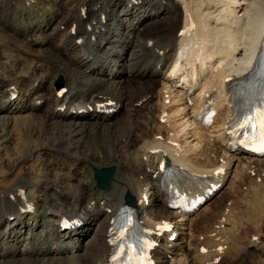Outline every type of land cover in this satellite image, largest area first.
Listing matches in <instances>:
<instances>
[{
  "label": "bare ground",
  "instance_id": "obj_1",
  "mask_svg": "<svg viewBox=\"0 0 264 264\" xmlns=\"http://www.w3.org/2000/svg\"><path fill=\"white\" fill-rule=\"evenodd\" d=\"M81 3L83 17L68 25L70 47L66 49L64 58L69 67L62 68L63 82L54 84L55 89H50L45 95L38 91L28 113L48 122L51 132L64 131L62 137L55 133L51 144L58 143L56 146L69 156L78 155L82 148L85 150L88 146L86 158H79L81 163L108 159L115 163L116 172L107 189L96 186L92 190L95 204L80 216L62 217L54 212L52 207L67 192L60 181L47 182V195L44 197L47 227L36 231L37 239L32 227L28 226L29 222L23 226L22 223L26 216L34 215L38 209L25 187L18 185L14 192L8 193L12 206L9 209L5 206L0 211L2 224L10 227L2 229L0 222V264H117L112 252V217L126 203L124 196L127 193L134 197V206L152 245L150 264H160L162 256L183 254L181 250L186 246L188 231H180L178 224H182L181 229L188 230V216L195 212L192 211L193 205L216 186L221 187L230 173L239 176V170L235 171L238 164L233 169L236 173L232 172L234 162L264 161L263 154L250 151V145L261 143L259 114L264 112V67L259 63L264 41V0H93L88 4ZM139 4L141 14L134 20L139 22L143 17L156 14L151 19L160 22L155 31L151 32L150 28L140 30L138 22L126 23L128 13L133 15L128 10ZM117 6L128 9L127 13H114ZM91 11L97 17L86 18V13ZM113 27L121 29L122 34H112L115 31ZM98 52L101 55L95 58ZM80 74L90 81V86L80 91L75 99L74 89L82 83ZM35 76L30 79L32 83L36 81ZM157 78L162 82L158 91L153 84ZM5 92L0 89V96L3 95L5 99L2 101L5 100L9 107L7 111L0 107V111L6 115L19 111L22 102L16 99L18 90ZM10 97L15 99L10 100ZM36 100H41L37 104H45L39 111ZM134 102L145 109V117L141 121L146 134L144 136L145 132L139 129L144 136L141 142L132 144L126 152L129 154L122 155L112 141L119 139L126 146L132 135L137 133L134 132L136 122L129 109ZM244 104L250 105L249 112L242 111ZM120 110L125 111L124 121L113 122ZM156 110L158 115L154 114ZM155 117L171 128L168 138L159 136L163 131L159 129L156 132L158 125L153 128L155 133L152 131ZM5 118L0 117L3 121ZM74 137L84 139L86 143L74 141ZM218 149L222 153L221 159H210ZM242 149L245 152L238 154L237 151ZM165 156L173 165L167 176L163 173ZM130 160L133 166H126ZM80 168L76 164L70 175L77 179ZM162 175L165 178L162 183L165 184L164 189L160 184ZM146 183H150L149 189L153 190L150 194L146 191ZM18 184H25V181ZM178 191L186 196V206H191V209L185 211L180 206L175 207V211L180 213L176 219L172 213L158 209L157 205H169L172 195ZM212 198L199 210L207 207ZM262 202L261 198L255 200V209L264 207ZM69 206L73 208L77 203ZM5 217H10L11 221L7 222ZM226 221L224 223L223 220L225 225ZM24 226L27 227L22 229ZM32 226L36 228V225ZM91 229L92 244L82 246V236ZM179 233H185V236ZM225 234H222L224 242L216 244L213 254L210 249L199 247L196 255L189 248L184 254L188 263L205 264L216 258L226 247L229 235ZM173 235L175 237L172 238ZM10 237L13 243L8 242ZM250 241L249 244L259 253L264 252V237L259 234ZM175 250L177 252H173ZM225 250L230 251L229 247Z\"/></svg>",
  "mask_w": 264,
  "mask_h": 264
},
{
  "label": "rangeland",
  "instance_id": "obj_2",
  "mask_svg": "<svg viewBox=\"0 0 264 264\" xmlns=\"http://www.w3.org/2000/svg\"><path fill=\"white\" fill-rule=\"evenodd\" d=\"M92 1L0 0V89L3 91L5 90V93L13 89L18 90V98L16 99L19 102H22V105L19 104L20 106L18 107L20 110L15 113H7L6 115L5 112L2 110L0 111V117H6L4 121L0 119V211L5 206H8V209L12 206L8 193L14 192L18 185H23V188L25 187V191L28 192L30 195L29 197L32 198L33 203L36 205L38 212L34 215L26 216L24 219L25 222L22 223V226L27 225L26 222H29L28 226L32 227L33 234L36 235V237H34L35 239L38 238L36 231L38 232V229L44 230L47 227L46 222L48 219H46L47 215H45L44 204V197L47 195L45 189L47 182L52 180L60 181V184L64 187L63 190L67 192L65 196L56 202L54 207H52L56 214H61L62 217L84 215V212L89 211L95 204V201L91 197L92 190L96 189L93 166L102 167L115 164L113 161L104 158H98L95 161H86L84 163L82 162V164L80 159L84 157L86 158L85 153L89 150L88 146L85 147V150L82 148L78 155L73 154L72 156H69L63 152L62 148L56 146L58 143L53 142L51 144V139L55 136L54 134L56 133L58 136L60 135L59 137H62L64 136L62 134L64 131L61 132L60 130H54L51 132L52 128L48 122L40 121L35 117H31L32 113H28V111H30L28 107L32 103L34 97L38 94V91L39 94L45 95V93H49L50 89H55L54 87L57 85V79L60 76L63 77L62 68L66 69L69 67L64 58L65 53H67L66 49L70 47L68 44V25L83 17L81 2L88 4ZM138 9H140V4L134 5L130 8L131 11L117 6L114 9V13L123 14L127 13L128 10L133 13V15L128 13L129 16L126 23L131 24L134 22V24H136L138 20L134 19H138L141 14V10ZM86 14L85 17L88 19L96 16L93 11L87 12ZM154 17H156V14H153V16L148 18L143 17L137 24L138 28L143 31L147 28H150L151 32L155 31V28L160 26V22L154 20L151 21ZM117 33L122 34V30L115 28V31H113L112 34ZM126 54L127 56L129 55V50L126 51ZM99 55H101V53H95V58ZM65 65L67 67H65ZM32 76H35V83H32L30 80ZM80 78L82 83L78 84L79 86H76L74 89L75 94L73 98L75 97V99L81 94L80 91L83 92L86 90L87 86H90V81L82 77V74H80L79 79ZM156 80L158 81H155L153 84L154 89L158 91L162 82L158 78ZM159 96L162 98V94ZM3 99L5 98L1 95L0 107L7 111L6 108L9 106L5 105V100L2 101ZM14 99L15 97H10V100ZM1 101L6 107H3ZM37 101L39 102L41 100H36V109L39 111V108L43 107L45 104H37ZM13 102L15 104L16 101ZM139 108L137 102H134L129 106L130 113H132L136 122V129H134V132H137L132 135L129 143L130 145L123 146L119 139L118 141L116 139H113L112 141L113 145L122 155H128L129 153L126 152L131 145L139 144L141 138L146 134L144 131L145 125H143V122L141 121L145 117V109ZM158 111H160V109ZM158 111L154 112V114L158 115ZM116 114V118L113 119V122H116V120L120 122L124 121V110H120ZM156 125H158V127H156ZM56 127L59 129L63 128L61 126ZM124 127L125 126L123 125V128ZM143 127L144 129H142ZM154 127L158 128L157 131L153 129ZM151 128L154 133L155 131L158 132L159 129L160 132L163 131L161 132L163 134H159V136L165 138L170 136L169 133L171 128L163 122L160 123L157 117H155L154 125ZM163 128L165 130H163ZM139 129L145 133L143 134ZM165 133L167 134V137ZM77 138L79 137H74L73 140L83 144L86 143V140ZM92 147L93 146H91V148ZM203 150H206V148H203ZM217 151L218 152H214L212 156L210 155L211 158H209H219L220 160L222 153L220 152V149ZM242 152L243 150L237 151L238 154ZM201 158H205V156H202ZM224 159H226V157ZM245 161L246 160H240L238 162L237 160L234 162L235 164L232 165V170L235 169L238 164L239 167L237 166L235 171H240H238L239 176L236 177L235 175L237 173L233 170L232 172H235L236 174L234 175L233 173H230L227 181L223 182L221 187H218L213 193L207 196L197 206L198 209L189 215L191 218L188 216L187 222L190 227L188 230L181 229L182 224H178V229L180 231H188L189 234H186L184 242V245L186 246L184 250H181L183 254L174 253L173 257H170V255L168 257L162 256L160 264H171V262H173L172 264H189L187 260L188 258L184 255L189 248L196 255L198 253L197 248L199 247L201 249L202 247L210 249L213 254L212 250L215 249L216 244L224 242V236L222 237V234H225V230L229 237H227L224 247L226 246L225 249L229 247L230 251L227 252L225 249H221L222 252L220 253L217 251L221 256L217 253L219 256L217 255L216 258H213L212 261H208L205 264H264V252L259 253L252 244H249L251 243L250 240L259 234L264 237V207H261L259 208L260 210H258L255 209V205L253 204L255 200L261 198L263 200L261 206H264V161ZM76 164L81 166L79 170L80 175L77 179L70 175L74 172L73 168ZM126 166H133V162L130 160ZM26 177H29L28 181H26ZM21 180L25 181V184H18ZM146 185V191L150 194V192L153 191L152 189H149L150 183H146ZM29 197L25 199H28ZM106 197L110 200L114 199L112 196ZM211 198L212 200L207 205L208 208L205 206L206 208L203 207L199 210L201 205ZM66 202H68V204H66ZM75 202L77 203V206L73 208L69 206ZM157 206L158 209L172 213L176 219L180 216V213H177V211H175L176 209L173 207L161 204ZM20 215L24 216L21 211ZM231 217L233 218L232 220L230 219ZM5 218L8 219L7 222L11 221L10 217ZM223 220L224 223L225 220H227L226 225L223 223ZM0 222L1 224L3 222L1 214ZM94 222L95 221H92V223ZM31 223L36 225V228H34ZM229 224L232 226H229ZM5 226L2 224V229L10 228L8 225ZM26 227L27 226H24L22 229H25ZM227 227H229L232 232H230ZM224 228L227 229L223 230ZM26 232L27 230H25V233ZM235 232L237 233L235 234ZM92 234L93 230L91 229L82 236V246L86 243H88V245L92 244L93 241H90L92 239ZM184 234L185 233H179V235ZM230 234L232 236H230ZM179 235L177 238H179ZM8 242L13 243L11 237L8 239ZM212 244L215 246H212ZM205 245L209 247H206ZM173 252L177 251L175 250ZM32 258L27 259L34 262Z\"/></svg>",
  "mask_w": 264,
  "mask_h": 264
},
{
  "label": "water",
  "instance_id": "obj_3",
  "mask_svg": "<svg viewBox=\"0 0 264 264\" xmlns=\"http://www.w3.org/2000/svg\"><path fill=\"white\" fill-rule=\"evenodd\" d=\"M61 83H62V78L60 77L57 81V84H61ZM165 159L166 160L164 167L171 166L170 158L168 156H165ZM93 170H94V177L96 179L97 187L101 189H107L110 186L111 180L116 172L115 165L103 166V167L94 166ZM161 180L162 181L165 180L164 175H162ZM126 200L128 205L134 206V197L131 194H128L126 196Z\"/></svg>",
  "mask_w": 264,
  "mask_h": 264
},
{
  "label": "snow or ice",
  "instance_id": "obj_4",
  "mask_svg": "<svg viewBox=\"0 0 264 264\" xmlns=\"http://www.w3.org/2000/svg\"><path fill=\"white\" fill-rule=\"evenodd\" d=\"M259 126L262 130L261 131V145H262L261 150H264V112H261L259 114ZM114 259H115V257H114ZM141 264H142V262H141Z\"/></svg>",
  "mask_w": 264,
  "mask_h": 264
}]
</instances>
